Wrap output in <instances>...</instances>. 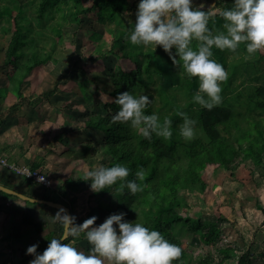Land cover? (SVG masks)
Returning <instances> with one entry per match:
<instances>
[{
  "label": "trees",
  "instance_id": "16d2710c",
  "mask_svg": "<svg viewBox=\"0 0 264 264\" xmlns=\"http://www.w3.org/2000/svg\"><path fill=\"white\" fill-rule=\"evenodd\" d=\"M230 1L232 3V0H223L225 4L216 9L217 15L209 21L210 27L214 24L216 29L223 28V18L218 11L230 7ZM131 5L129 0H0V36L9 34L0 65V110L5 107L7 97L15 99L6 107L9 113H17L23 109L25 100L36 107L43 98L49 99L58 90L64 75L41 95L28 97L24 94L29 79L41 66L48 62H68L73 56L62 47L67 24H75L80 30L90 32L87 38L94 42L96 52L90 56L91 62L109 52L133 65L128 69L111 68L93 78L83 77V87L88 95V111L81 116L83 127L87 132L100 133L101 138L99 145L92 141L77 144L73 150L75 159L70 161L78 160L87 168L123 163L132 170L127 179H136L135 173L142 167L145 179L138 182L146 185L144 190L136 194L127 190L114 192L120 183L117 181L95 192L90 188V180L83 179L84 171L51 188L29 179L23 180L27 186L41 187L43 199L67 200L71 214H75L78 208L76 193L84 189L87 195H83L85 199L80 202L86 201L88 210L84 215L76 214V223L95 215L98 208L110 214L124 211V219L157 228L180 246L181 234L196 238L204 246L195 256H189L182 248V256L173 264H250L254 254L249 248L238 254L236 247L222 243L223 223L228 221L226 216L219 214L216 220L204 221L192 218L189 211L194 205L192 199L208 187L202 178L208 165L229 171L231 176L241 164L247 165L253 173L255 169L264 173V50L249 59L243 43L235 52L214 48L213 58L225 66L229 78L222 82L223 103L209 110L192 99L198 88V79L182 75L183 69L172 61L162 46L158 45L153 51L151 45H134L125 38L129 34L130 21L136 19V16L131 19L129 14ZM106 32L110 34L109 48L103 51ZM197 43L194 40L193 46ZM125 90L136 95L148 94L152 101L144 109L145 113H158L161 122L165 117L172 120L170 139L155 133L151 139L145 138L130 123L112 121L111 116L119 107L114 102L115 97ZM95 91L105 93L110 99L100 100L94 96ZM180 112H187L197 121V134L191 140L180 135L183 123ZM2 123L0 113V126ZM49 152L52 150L47 149L45 154ZM45 154L38 155L29 167L42 171ZM6 159L12 163L11 159ZM9 172V177L0 182L15 189L11 181L18 177L11 170ZM49 189L50 196L46 194ZM0 195L19 199L1 190ZM92 198L96 203L91 202ZM256 206L264 213L259 202ZM41 207L44 211H54V214L57 211L45 204ZM11 215L14 218L17 212L13 210ZM44 226H47L46 221L35 225L34 229H37L32 232L36 234ZM54 232L56 236L62 232L58 222L49 231L47 239ZM80 241H84L88 251L90 245L84 233L63 242ZM47 246L43 243L42 249ZM29 257L20 264H25Z\"/></svg>",
  "mask_w": 264,
  "mask_h": 264
},
{
  "label": "clouds",
  "instance_id": "9594fccd",
  "mask_svg": "<svg viewBox=\"0 0 264 264\" xmlns=\"http://www.w3.org/2000/svg\"><path fill=\"white\" fill-rule=\"evenodd\" d=\"M135 15L125 38L134 45H151L153 51L162 46L183 69L182 75L198 79L192 99L209 110L223 103L222 82L229 78L225 66L213 58L214 48L235 52L243 43L249 59L264 50V0H232L230 7L218 11L223 18L222 29H216L214 24L209 26L217 11L205 10L203 4L194 7V0H138ZM194 40L198 42L196 46H193ZM151 101L145 93L119 92L114 101L119 107L111 119L130 123L145 138L151 139L155 133L170 139L172 120L165 117L161 122L158 113H145ZM179 115L183 117L180 135L187 140L195 138L196 119L187 112ZM131 171L123 163L98 165L85 168L83 179L90 180V188L95 192L117 181L120 183L114 192H142L146 185L138 181H144L145 171L141 167L135 173L136 179H127ZM7 191L14 192L12 188ZM125 216L126 212L119 211L109 214L99 224L95 223L97 215L76 223V215L60 206L52 218L61 225V234L52 237L43 252L37 251L38 242L30 244L26 252L35 258L29 264H173L182 256V247L159 229L126 220ZM81 233L90 245L88 251L80 250L74 242H62Z\"/></svg>",
  "mask_w": 264,
  "mask_h": 264
},
{
  "label": "rangeland",
  "instance_id": "374dc122",
  "mask_svg": "<svg viewBox=\"0 0 264 264\" xmlns=\"http://www.w3.org/2000/svg\"><path fill=\"white\" fill-rule=\"evenodd\" d=\"M23 1L21 0V2ZM129 1L132 4L129 14L133 19L136 16L138 0ZM201 4L206 10H216L225 3L223 0H194V7ZM228 4L231 5V1ZM64 30L62 47L65 51L72 52L73 56L68 62L59 61L56 64L48 62L41 66L29 79L24 88V94L28 97L35 94L41 95L42 92L51 89L55 81L64 75L58 90L49 99L43 98L36 107H32L25 100L23 109L17 113H9L6 108L9 106L8 104L15 101L13 97H10L12 100L8 98L3 105L6 107L0 110L3 118L0 135L12 132L25 144L33 143L39 146L41 154H45L47 149L52 150L45 155L48 156L49 163L54 166L48 165L44 171L51 181V187L62 183L67 177L76 178L81 171L83 172L87 168L78 160L70 161V159H75L73 150L77 144L90 141L96 145L100 143V133L87 132L83 127L81 116L88 111L86 107L88 95L83 87V77L93 78L97 74L108 72L111 68L128 69L133 67L128 60L115 57L109 52L105 57L91 62L89 58L96 52H94V42L87 38L90 32L80 30L75 24L65 25ZM104 38L106 43L102 47L103 51L109 48L110 34L106 32ZM8 39L9 34L0 36V65ZM94 96L102 101L110 99L101 91H95ZM54 159H57V163H54ZM17 177L21 180L24 178L18 175ZM202 178L208 187L204 193L197 194L195 199H192L194 205L189 211L190 216L204 221L216 220L219 214L226 216L228 221L223 223L222 243L236 247L238 254L249 248L254 254L250 264H264V213L256 206L259 202L264 208V173H260L258 169H255L253 173L247 165L241 164L231 176L229 171L215 169L214 166L208 165ZM28 187L29 196L35 197L43 194V191H39V189L41 190L39 186H36L39 188L38 190L35 186L29 185ZM83 190L76 193L78 210L75 209V215H84L88 210L87 202H80L85 199L83 195H87V192ZM46 194L50 196L51 190H47ZM11 200L15 201L16 199ZM18 201L24 203L20 205L21 207L34 209L35 216L46 215L47 211H44L39 205L21 199L15 202ZM60 201L68 205L67 200L61 199ZM91 202L96 203V199L92 198ZM50 212L53 211H48L47 214L49 215ZM109 214L106 210L98 208L95 214L98 219L95 223L103 222ZM10 220H14V218L10 217ZM9 238L0 236V264H14L11 261L13 259L11 255L17 253L19 241L17 236L14 240L10 236ZM179 240L188 255H198L204 248L196 238L185 234H181ZM80 244H77L79 247L76 246L82 251H87L84 241H80ZM13 248V252H10Z\"/></svg>",
  "mask_w": 264,
  "mask_h": 264
},
{
  "label": "crops",
  "instance_id": "0c3cea01",
  "mask_svg": "<svg viewBox=\"0 0 264 264\" xmlns=\"http://www.w3.org/2000/svg\"><path fill=\"white\" fill-rule=\"evenodd\" d=\"M8 99V97H7ZM7 101V100H6ZM10 105V104H8ZM6 107V106H5ZM0 155L2 158H8L11 159L12 163L15 164H24L29 166L31 162H33L38 155H42L40 151V147L33 144H25L24 142L20 141L16 135H14L12 132H9L6 135H0ZM63 158V157H60ZM58 158V159H60ZM7 160V159H6ZM54 163H57V159H54ZM48 165L52 166L53 164L49 163L48 156H44V165H43V173L47 168ZM54 166V165H53ZM10 170L6 169L2 165H0V180L3 182L6 180L10 175ZM17 175V174H16ZM12 176V175H11ZM20 176V175H18ZM24 179V178H23ZM20 181V182H19ZM12 184L15 185L16 191H19L23 194H26L29 196L28 192H30L29 187L26 184L25 180L21 179H13ZM0 184H2L0 182ZM3 185V184H2ZM37 188V187H36ZM37 188L36 190H38ZM40 192H42L39 189ZM38 192V191H37ZM32 197V196H30ZM18 198V197H17ZM34 198H41V196H35ZM11 199H14L13 197H8L6 199L2 198L0 196V236H5L7 239L11 238L16 239L15 237H18L19 246L17 249V253L11 255L13 258L11 261L14 264H20L24 258L31 257L33 254L27 253L26 249L30 244L37 243L38 242V248L37 251L40 252L42 249L43 243H49L50 239L54 236H56L55 232L51 236V238L47 239V236L49 234V231L52 230L56 223L53 222L52 215L53 212H50L49 215L47 212H45V216H35L34 209H26L25 207H21L20 205H23L24 203H21L20 201L15 202ZM19 200V199H18ZM63 203L62 201H59ZM65 204V203H63ZM35 205H39L41 207L40 203H35ZM66 205V204H65ZM68 206V205H66ZM69 207V206H68ZM42 208V207H41ZM17 212V215L14 216V220H10L9 218L13 215H11L12 211ZM53 210V209H52ZM44 221L47 222V226L40 227L38 231H36V234L32 232V230L35 228V225L38 226L39 224L44 223ZM37 229V228H36ZM34 229V230H36ZM13 236V237H12ZM24 241V243H23ZM75 243V242H74ZM79 245L80 242H76L75 245ZM77 245V246H78ZM8 246V245H7ZM81 246V244H80ZM79 247V246H78ZM9 250V249H8ZM14 248L10 251L13 252ZM16 252V251H15ZM29 257V258H30Z\"/></svg>",
  "mask_w": 264,
  "mask_h": 264
},
{
  "label": "built area",
  "instance_id": "2783aa9c",
  "mask_svg": "<svg viewBox=\"0 0 264 264\" xmlns=\"http://www.w3.org/2000/svg\"><path fill=\"white\" fill-rule=\"evenodd\" d=\"M0 165L5 167L6 169L11 170L15 174L24 177L25 179H29L35 183L40 184L43 187H51L50 179L40 170H32L29 166L24 164L8 163L7 160L5 158H2L1 156ZM11 165H13L16 171L11 167Z\"/></svg>",
  "mask_w": 264,
  "mask_h": 264
},
{
  "label": "water",
  "instance_id": "95a60500",
  "mask_svg": "<svg viewBox=\"0 0 264 264\" xmlns=\"http://www.w3.org/2000/svg\"><path fill=\"white\" fill-rule=\"evenodd\" d=\"M8 187L0 184V190L7 193V194H10V195H13V196H16L18 197L19 199L21 200H25V201H29V202H32V203H40V204H45L51 208H54V209H59L60 206H63L70 214V208L68 206H66L65 204L59 202V201H52V200H47V199H43V198H34V197H30L26 194H23L22 195L20 194L21 192L19 191H16L14 189H12L14 192H8L7 191ZM63 242V241H62ZM44 250V249H43ZM43 250H41L40 252H43ZM34 255L31 256L25 264H29V261L34 259Z\"/></svg>",
  "mask_w": 264,
  "mask_h": 264
}]
</instances>
